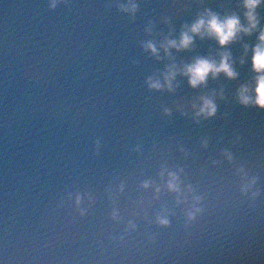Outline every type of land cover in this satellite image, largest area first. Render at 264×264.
Masks as SVG:
<instances>
[{
    "label": "water",
    "instance_id": "water-1",
    "mask_svg": "<svg viewBox=\"0 0 264 264\" xmlns=\"http://www.w3.org/2000/svg\"><path fill=\"white\" fill-rule=\"evenodd\" d=\"M135 2L130 15L127 0H0V264H264V109L236 99L258 32L227 48L237 79L154 90L170 63L224 49L197 38L158 59L146 42L177 38L205 7L243 9ZM221 89L216 115L195 119Z\"/></svg>",
    "mask_w": 264,
    "mask_h": 264
},
{
    "label": "clouds",
    "instance_id": "clouds-1",
    "mask_svg": "<svg viewBox=\"0 0 264 264\" xmlns=\"http://www.w3.org/2000/svg\"><path fill=\"white\" fill-rule=\"evenodd\" d=\"M243 9V21L241 15L236 12H215L211 8L205 7L202 12L196 14L191 23L182 25L177 38H171L173 33L164 37L159 47L153 41L146 42L143 47L152 55L160 58V50L163 49L164 56L170 60L173 59L170 50L176 52L188 51L193 48L195 42L200 40H214L218 49L215 55L196 56L190 62L170 63L166 66L165 71L161 74L163 80L149 77L147 80L148 87L154 90L167 89L174 91L177 76L186 78L188 86L192 89L201 88L207 85L209 78L216 80L221 74L226 79L235 80L239 73L234 65L235 61L228 46L238 42L243 36H251L257 33L256 43L252 46L243 45V55L239 59L241 65L248 60L251 53V72L252 79L247 84H242L236 91L237 102L242 106H255L264 109V27L260 26V17L257 10L264 6V0H239L237 5ZM121 10L134 15L138 5L135 0H127L126 4L120 5ZM254 85V86H253ZM223 98V90L219 93L212 92L209 95L199 97V103L191 105L195 119H210L216 115L217 104L215 97ZM229 159L231 157L229 156ZM164 172H161L163 178ZM181 180L178 172L168 171L166 187L168 191L177 193L178 197L182 195L180 188ZM144 188L150 187V182L145 181L142 185ZM157 193L160 188H156ZM189 191L191 189L189 188ZM77 204L80 203V197H76ZM191 215V214H190ZM158 223L167 226L166 218H158ZM134 227V225H133Z\"/></svg>",
    "mask_w": 264,
    "mask_h": 264
}]
</instances>
